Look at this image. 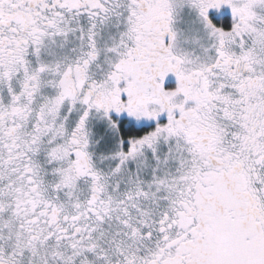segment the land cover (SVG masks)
<instances>
[{
    "label": "snow or ice",
    "instance_id": "obj_1",
    "mask_svg": "<svg viewBox=\"0 0 264 264\" xmlns=\"http://www.w3.org/2000/svg\"><path fill=\"white\" fill-rule=\"evenodd\" d=\"M0 264H264V0H0Z\"/></svg>",
    "mask_w": 264,
    "mask_h": 264
}]
</instances>
